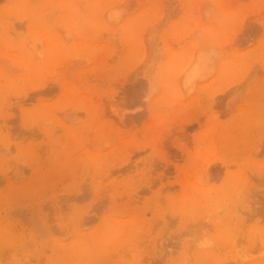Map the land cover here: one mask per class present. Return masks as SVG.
<instances>
[{
	"label": "rangeland",
	"instance_id": "rangeland-1",
	"mask_svg": "<svg viewBox=\"0 0 264 264\" xmlns=\"http://www.w3.org/2000/svg\"><path fill=\"white\" fill-rule=\"evenodd\" d=\"M0 264H264V0H0Z\"/></svg>",
	"mask_w": 264,
	"mask_h": 264
}]
</instances>
